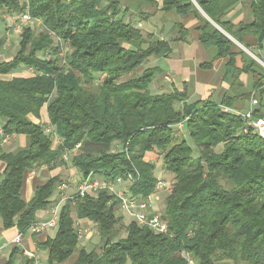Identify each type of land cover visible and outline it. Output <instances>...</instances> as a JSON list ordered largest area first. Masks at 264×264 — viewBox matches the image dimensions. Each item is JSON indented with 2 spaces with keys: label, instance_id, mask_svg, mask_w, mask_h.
<instances>
[{
  "label": "trees",
  "instance_id": "16d2710c",
  "mask_svg": "<svg viewBox=\"0 0 264 264\" xmlns=\"http://www.w3.org/2000/svg\"><path fill=\"white\" fill-rule=\"evenodd\" d=\"M133 1L124 12L133 9L147 17L143 6L156 0ZM238 1L163 0L164 10L194 13L200 20L199 38L214 51L203 66L227 58L223 78L230 87L221 102L188 103L186 87L150 92L161 68L138 69L152 57H169L171 42L127 22L122 0H28L31 15L42 20L45 30L36 33L30 24L24 26L13 59L0 61L2 74L22 66L34 70L30 76L0 78V122L5 132L27 137L25 146L11 151L0 139V160L5 162L0 173L3 226L26 232L62 181L59 175L50 177L26 202L21 189L29 169L70 160L83 176L109 172L112 178H127L130 172L134 181L129 194L147 197L159 181L156 163L148 159L157 151L163 153L166 170L175 175L160 214L167 233H155L131 220L122 236L125 218L116 214L119 199L100 189L75 205H63L56 235L41 244L48 253L47 264L65 262L77 251L80 236L74 212L77 219L97 226L102 248L78 249L73 264H188L187 254L196 264H264V140L252 129L244 133L243 118L223 109L252 99L253 92L244 90L243 73L253 75V90L264 92V67L234 41L243 43L246 34H253L262 46L264 0H252L249 19L224 21ZM3 9L15 14L25 6L20 0H0ZM173 27L178 35L172 40L186 41L184 24L176 21ZM52 34L66 43L64 56ZM44 106L60 138L58 145L39 122ZM254 114L262 115L261 109ZM181 121L184 130H176ZM185 131L199 149L198 156L188 138L180 135ZM114 142L122 148L111 151ZM77 144L78 151L64 159V151Z\"/></svg>",
  "mask_w": 264,
  "mask_h": 264
},
{
  "label": "crops",
  "instance_id": "0c3cea01",
  "mask_svg": "<svg viewBox=\"0 0 264 264\" xmlns=\"http://www.w3.org/2000/svg\"><path fill=\"white\" fill-rule=\"evenodd\" d=\"M22 1L23 0H20V3ZM251 3L252 0H239L230 8L227 14L223 17V20L236 24L245 19H249L251 17ZM162 7L163 0H156L155 2L145 4L142 11L149 15L147 17L139 16L133 9L129 11V13H136L138 15V17H136L138 20L136 25L138 27L142 28L145 33L150 32L160 38L169 39L173 49V52L169 57H152L148 63L138 69L139 71H142L147 67L154 66L161 68L162 72L157 74L149 85L150 92L152 94L170 93L175 89L181 90L183 87H186V101L188 103L201 102L207 99L215 102H221L223 95L229 91L230 87L229 83L223 78V69L227 58L215 60L213 65L210 67L203 66L204 63H209L211 61L214 51L206 48L199 38L200 31L198 30V26L200 25V20L194 13L183 15L177 13L175 10H164ZM200 10L204 15H206L201 8ZM176 21L182 22L187 29L189 35L186 41L172 40L178 35L173 27ZM236 43L239 48L245 50L248 54L252 52L260 55L264 51V41L260 47L257 37L253 34H246L244 36L243 43H240L239 41ZM13 57L14 55L4 60H11ZM239 64L242 65V62L240 61ZM30 75L32 74H20L19 72L12 71L7 74L0 73V78L11 79L14 76ZM165 75H169L171 80H167ZM241 80L244 83V90L252 91V98H257L259 100V104L255 107V109L260 108L262 115H264V92L260 93V90H253V75L250 73H243L241 75ZM250 107L251 100L244 103L240 102L236 106L237 109L241 110H248ZM45 118H49L47 106L43 107L39 121H43ZM26 143L27 137L24 134H17L10 143L3 144V147L5 150L11 151L18 147L25 146ZM48 168H51L50 171L47 172L49 176L41 178L40 174L43 173L44 170H48ZM4 169L5 162L0 160V173H2ZM27 172L21 189L22 198L26 202L32 199L38 186L44 184L50 177L59 175L60 169L59 167L40 166L37 168V172L32 176H29ZM117 186H119V189H124L127 194L130 193V190L125 188L123 184H117ZM58 198L59 191L55 188L50 197L48 207L39 209L36 212L35 221L47 219L50 215L51 204ZM147 213L150 215L156 214V212ZM124 215L126 216V213H124ZM91 223L92 221L85 218L78 219L80 239L83 237V231L81 229L89 226ZM58 225L41 233H36L29 227L28 230L23 233L21 245H16L12 242V240L21 231L16 226L5 228L0 217V245H2V250H0V264H33V259L23 253L24 249L36 252L42 262L47 264L48 253L41 247V244L56 235ZM86 236L87 238H90L91 233ZM83 246L86 245L83 244ZM80 248H82V246L79 243L78 249ZM85 248L88 249L87 247ZM78 249L65 262L57 264H73L78 258Z\"/></svg>",
  "mask_w": 264,
  "mask_h": 264
},
{
  "label": "built area",
  "instance_id": "2783aa9c",
  "mask_svg": "<svg viewBox=\"0 0 264 264\" xmlns=\"http://www.w3.org/2000/svg\"><path fill=\"white\" fill-rule=\"evenodd\" d=\"M21 5L25 6V9L13 15L12 27L14 31L21 32L24 26L35 21L42 23L40 18H36L31 15L29 11L28 0H23ZM60 55L64 56L65 51L61 50ZM46 56L50 57L51 55L49 53L46 54ZM252 56L264 67V51L260 55L252 53ZM165 78L169 80L168 76H165ZM258 104L259 100L257 98H252L251 107L248 110H241L227 106L223 107V109L227 112H233L243 118L244 126L242 131L244 133H248L252 129L264 140V115L256 116L254 114L255 107ZM184 124L185 121H181L177 123L174 128L176 130L183 131ZM16 135V133L5 132L0 122V139L2 144L10 143ZM79 147L80 145L77 144L72 150H65L63 153V158L68 159L70 153H76ZM37 168L38 167L29 169L27 172L28 175H34L37 172ZM125 180L133 182V174L127 172V178L122 175L112 178L111 173L109 172H91L87 176L80 175L79 181L76 185V190L74 192L70 191V186L72 183H75V179L59 182L56 186V189L59 191V198L51 204L49 217L44 220L34 221L30 228L36 233H41L51 227L57 226L59 224L61 209L67 201H71L72 204L75 205L80 197H83L88 193H95L100 189H107L116 195V197L119 199L118 206L122 209V211H124V213H126V215L131 217L132 220L137 221L140 225L149 227L155 233H167V223L162 218V216L158 213L150 215L145 210L150 205V201L156 194L157 189L162 188L165 183L159 180L155 191L147 197H142L127 194L124 189L116 188L117 184H121ZM22 238L23 232H19L12 242L16 245H21ZM0 250H2V245H0ZM23 253L33 259V264H44L36 252H33L29 249H24ZM186 256L188 259V264H196L193 258H191L188 254Z\"/></svg>",
  "mask_w": 264,
  "mask_h": 264
},
{
  "label": "rangeland",
  "instance_id": "374dc122",
  "mask_svg": "<svg viewBox=\"0 0 264 264\" xmlns=\"http://www.w3.org/2000/svg\"><path fill=\"white\" fill-rule=\"evenodd\" d=\"M134 1L133 0H122V13H125L124 18L127 22H131L133 24H137L138 20L136 19V17H138V15L136 13H129V12H124V9H126V7L132 5ZM131 11V10H129ZM13 12L7 10V9H3L0 11V60H4L12 55H15L17 53V51L19 50L20 47V40H21V32H16L14 31L13 27H12V23H13ZM141 18V17H139ZM30 26L34 29V31L36 33H38L39 31L45 30V27L42 23L35 21L33 23L30 24ZM55 38V43L59 44L60 48L63 51H66L67 47H66V43L62 42L61 40L58 39V37L55 34H52ZM59 48V49H60ZM47 54L50 53L46 52ZM45 53V54H46ZM27 71V72H26ZM14 72H19L20 74H33L34 70L30 67H26V66H22L20 67L17 71ZM169 77V80H171L169 75H165ZM96 83H98V79H96ZM46 133H48L49 135L52 136L53 140H54V144L58 145L60 142V138H58L55 134V128L54 126L50 123L49 118H45V120H41L39 121ZM180 135H182L183 137L188 138V141L192 144V146L194 147V156H198L199 153V149L195 146V144L193 143V141L191 140V138H189V134L188 131L182 132L180 133ZM122 148V144L120 142H114V144L111 145L110 150L111 151H117L120 150ZM223 148V145H218L217 146V151H221ZM96 150V149H94ZM97 151V150H96ZM148 159L152 160L156 163V170L155 173L158 177V179L162 182H164V186H162V188H158L156 194L154 195V197L152 198V200L150 201V205L148 206V208H146L145 210L147 212H156L158 214H161V212H163L164 208H165V199L167 197V195L170 193L171 190V184L172 182L175 180V175L169 171L166 170L164 162H163V153L160 152H154V153H150L148 155ZM56 167H59L60 172H59V176L62 179V181H68L70 179H75V183H72L70 186V191H75L76 190V185L77 182L79 181L80 175L81 173L79 172L78 169H76L71 161H65L64 163H58ZM51 168H48V170H44V172L46 173H41L40 177L41 178H46L49 176V174L47 173L48 171H50ZM121 184L124 185L125 188L129 189V186L131 184L130 181H123ZM119 185V184H118ZM116 188L119 189V186L116 185ZM116 214L118 216L123 215L125 220V226H124V230L122 231L121 235L124 236L126 234L125 231V227L127 226V224L132 220L131 217H129L128 215H124L122 209L117 205L116 206ZM74 218L77 220V224H78V219L76 217L75 212L73 213ZM78 229H79V224H78ZM83 232V237H81L80 239V245L82 247H87L89 250L90 249H97V250H101L102 248V240L100 238L97 226L92 222L89 226L84 227L81 229ZM81 233V234H82ZM91 233V237L87 238V234ZM83 244H85L86 246H83ZM217 264H233L232 261L230 260H225V261H221L218 262Z\"/></svg>",
  "mask_w": 264,
  "mask_h": 264
},
{
  "label": "water",
  "instance_id": "95a60500",
  "mask_svg": "<svg viewBox=\"0 0 264 264\" xmlns=\"http://www.w3.org/2000/svg\"><path fill=\"white\" fill-rule=\"evenodd\" d=\"M219 27V26H218ZM222 29V28H221ZM223 30V29H222ZM224 31V30H223ZM234 41H236L235 39H234ZM237 42V41H236ZM250 52V51H249ZM250 54L252 55V52H250Z\"/></svg>",
  "mask_w": 264,
  "mask_h": 264
}]
</instances>
